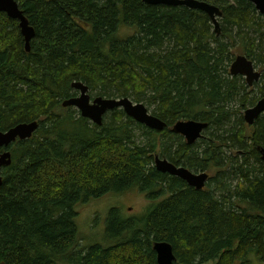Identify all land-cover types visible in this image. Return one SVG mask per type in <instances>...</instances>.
Here are the masks:
<instances>
[{
	"label": "trees",
	"instance_id": "trees-1",
	"mask_svg": "<svg viewBox=\"0 0 264 264\" xmlns=\"http://www.w3.org/2000/svg\"><path fill=\"white\" fill-rule=\"evenodd\" d=\"M222 11L221 33L202 11L142 0H17L34 28L26 51L18 21L0 12V130L38 121L11 143L1 170L0 263L158 264L154 241L172 245L173 264H264V16L250 0H203ZM218 20V21H219ZM239 50L262 68L257 89L229 66ZM128 97L165 121L162 131L107 112L101 125L75 96ZM181 119L208 125L188 144L171 131ZM210 171L201 190L157 171V154ZM210 175V174H209ZM137 188L142 214L109 209L108 243L81 244L77 205Z\"/></svg>",
	"mask_w": 264,
	"mask_h": 264
},
{
	"label": "water",
	"instance_id": "water-1",
	"mask_svg": "<svg viewBox=\"0 0 264 264\" xmlns=\"http://www.w3.org/2000/svg\"><path fill=\"white\" fill-rule=\"evenodd\" d=\"M144 3L157 5H182L190 9H197L204 12L214 25V31L218 35L219 21L222 11L214 3L203 0H142ZM256 10L264 16V0H250ZM0 12L5 13L9 18L18 21L19 31L24 40L26 51L30 50V41L34 37V28L29 24L28 19L19 7L17 0H0ZM229 72L232 76L242 75L248 86L258 81L261 73L256 70L254 62L246 55H237L229 66ZM71 87L77 91V95L64 99L61 102L63 107L76 108L80 116L88 119L90 122L101 125L104 115L115 108L122 109L126 116L144 126L162 131L167 124L157 116L150 113L142 102H134L128 97L108 98L103 96L91 97L86 84L81 81H73ZM264 112V97L259 98L254 105L246 108L243 112V119L248 125ZM207 123L195 119H181L173 123L171 131L184 137L188 144L194 143L202 136L206 129ZM39 124L37 120L29 122H20L6 130H0V186L2 184L1 170L9 166L12 162L9 145L19 140L30 138L36 131ZM154 167L157 171L177 176L184 180L188 186L201 190L205 187L209 175L202 171L195 173L182 165H176L166 158L158 155L154 156ZM152 249L155 252L158 264H173L176 257L172 245L166 241H154ZM3 264V263H0Z\"/></svg>",
	"mask_w": 264,
	"mask_h": 264
},
{
	"label": "rangeland",
	"instance_id": "rangeland-1",
	"mask_svg": "<svg viewBox=\"0 0 264 264\" xmlns=\"http://www.w3.org/2000/svg\"><path fill=\"white\" fill-rule=\"evenodd\" d=\"M211 25H212V30H214V25L213 24ZM219 30L221 33L222 29H221L220 20H219ZM240 54L243 55L239 50H234V56ZM255 68L257 71L262 73V68H260L258 65H255ZM258 82L259 80L256 81V84ZM254 83L250 87H254L255 89H257V85ZM67 108L70 107H63L60 104L57 111L65 112V109ZM71 109L75 110L76 108L71 107ZM244 110L245 109L242 110V113L244 112ZM156 155L160 156L158 149ZM193 172H200V171L193 170ZM207 174L208 175L210 174L209 176H212V172L210 171H207ZM149 202L150 201L146 198L144 193L140 192L137 188H132L128 191L118 194L109 193L98 199H93L85 204L77 205L76 209L78 215L76 218V222L78 225V230L81 238V244L84 245L87 243L92 244L97 242L104 244L109 242L105 238V220L110 208L112 207L118 208L122 213V215L125 217H136L146 211L145 209L147 208ZM61 264H67V263L62 262Z\"/></svg>",
	"mask_w": 264,
	"mask_h": 264
},
{
	"label": "bare ground",
	"instance_id": "bare-ground-1",
	"mask_svg": "<svg viewBox=\"0 0 264 264\" xmlns=\"http://www.w3.org/2000/svg\"><path fill=\"white\" fill-rule=\"evenodd\" d=\"M253 5H254V4H253ZM219 18H220V17H219ZM209 19H210V18H209ZM210 22H211V20H210ZM211 24H212V22H211ZM213 31H214V30H213ZM214 32H215V31H214ZM219 34H220V33H219ZM219 34H218V35H219ZM216 35H217V34H216ZM245 82H246V81H245ZM245 123H246V122H245ZM205 172H206V171H205ZM156 262H157V261H156Z\"/></svg>",
	"mask_w": 264,
	"mask_h": 264
},
{
	"label": "flooded vegetation",
	"instance_id": "flooded-vegetation-1",
	"mask_svg": "<svg viewBox=\"0 0 264 264\" xmlns=\"http://www.w3.org/2000/svg\"><path fill=\"white\" fill-rule=\"evenodd\" d=\"M243 55H244V54H243ZM252 85H253V84H252ZM252 85H251V86H252ZM179 135H180V134H179ZM183 138H184V137H183ZM184 140H185V139H184ZM162 158H163V157H162ZM168 161H169V160H168ZM200 172H202V171H200ZM195 173H199V172H195Z\"/></svg>",
	"mask_w": 264,
	"mask_h": 264
}]
</instances>
